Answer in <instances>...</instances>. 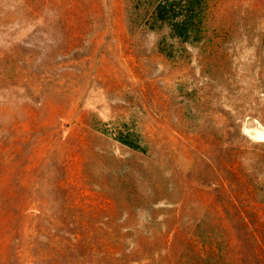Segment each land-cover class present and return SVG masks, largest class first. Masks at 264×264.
Segmentation results:
<instances>
[{
  "label": "rangeland",
  "instance_id": "374dc122",
  "mask_svg": "<svg viewBox=\"0 0 264 264\" xmlns=\"http://www.w3.org/2000/svg\"><path fill=\"white\" fill-rule=\"evenodd\" d=\"M0 264H264V0H0Z\"/></svg>",
  "mask_w": 264,
  "mask_h": 264
},
{
  "label": "trees",
  "instance_id": "16d2710c",
  "mask_svg": "<svg viewBox=\"0 0 264 264\" xmlns=\"http://www.w3.org/2000/svg\"><path fill=\"white\" fill-rule=\"evenodd\" d=\"M173 3L175 4L177 1H171L169 3L170 7L164 4L157 6L154 12L155 18L163 22L168 21L172 31L180 40L188 41L191 37L193 40L197 39L196 28L198 21L195 18L197 14L194 12L195 7L192 1L186 4L185 14L182 19L178 21H174L175 13L173 12Z\"/></svg>",
  "mask_w": 264,
  "mask_h": 264
}]
</instances>
